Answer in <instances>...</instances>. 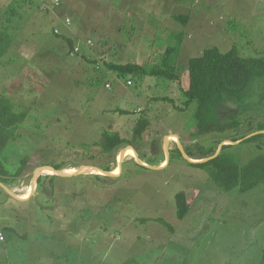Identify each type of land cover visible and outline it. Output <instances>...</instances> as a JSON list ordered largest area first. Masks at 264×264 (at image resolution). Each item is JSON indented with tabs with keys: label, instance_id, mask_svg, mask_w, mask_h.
Instances as JSON below:
<instances>
[{
	"label": "rangeland",
	"instance_id": "rangeland-1",
	"mask_svg": "<svg viewBox=\"0 0 264 264\" xmlns=\"http://www.w3.org/2000/svg\"><path fill=\"white\" fill-rule=\"evenodd\" d=\"M47 3L0 0V26L7 25L11 7L18 13L10 16L12 41L0 57V98L27 112L18 140L4 151L9 171L29 157L19 176L2 183L18 198L33 186L27 200L0 186V264L56 263L75 239L70 261L85 253L87 264H264V182L226 191L210 175L213 164L195 166L201 162L182 155L206 156L214 148L218 154L231 143L224 152L240 163L255 154L256 145L230 139L258 133L264 102L241 110L226 105L220 118L238 114L240 126L206 132L193 119L194 103L184 107L182 89L188 60L206 49L235 47L241 56L264 57V0H60L44 10ZM64 37L100 68L71 55ZM168 47L177 49L175 81L144 76L129 78L128 85L102 66V58L159 63ZM141 114L149 125L134 138ZM104 130L131 141L141 162L153 168L130 155L118 163L117 153L131 146L101 155L93 144ZM41 163L80 174L39 173ZM106 164L120 171L99 177L81 169ZM180 191L190 202L182 219L175 204Z\"/></svg>",
	"mask_w": 264,
	"mask_h": 264
},
{
	"label": "trees",
	"instance_id": "trees-1",
	"mask_svg": "<svg viewBox=\"0 0 264 264\" xmlns=\"http://www.w3.org/2000/svg\"><path fill=\"white\" fill-rule=\"evenodd\" d=\"M48 10V9H46ZM17 11L10 8L7 12V25L0 26V57L7 51L12 41V34L9 33L10 16L16 17ZM179 20L185 23V16H177ZM65 43L69 47V53L74 49L76 41L69 37H64ZM176 48L168 47L159 63H117L113 60L102 58V66L107 71L115 73L124 79L141 78L144 76L161 77L168 81H175L179 74L176 72L177 61L174 58ZM81 56L89 63L92 68L97 70L100 68L98 61H93L89 56L85 55V51L75 54ZM101 60V61H102ZM188 72V86L182 89L185 99L184 107L194 103L195 111L193 119L196 122L198 130L201 131H217L227 130L233 127H239L240 122L238 114L232 113L226 121L220 118V111L228 109L226 105H233L238 109H252V105L260 106L264 102V57H246L241 56L235 47L226 52L219 51L217 48L206 49L201 55L190 58L186 65ZM99 79L101 76H97ZM97 78H95L96 80ZM131 80V79H130ZM97 81V80H96ZM127 84V83H126ZM256 88H260L258 96H256ZM256 96V99L254 97ZM252 100H254L252 102ZM183 109V108H182ZM127 113L126 110L121 111ZM26 111H14L12 105L7 103L5 97L0 98V181L8 184V176L14 179L19 176L27 165L29 157L23 155L19 158L15 170L9 171L7 167L8 159L4 155V151L9 148V144L18 140L19 125L26 119ZM149 125V119L146 114H141L133 126V137L141 138V135ZM264 129V124L259 123L255 131ZM17 136V137H16ZM245 135L240 137L233 136L231 141L241 140ZM241 143H251L256 145L255 154L247 162L240 163L238 159L224 152L225 149L232 147V144L222 146L220 152L215 154L216 148L209 151L206 156H191L190 158L206 159L201 163H192L195 166L206 167L209 164L214 165V169L210 170V175L224 190L230 191L239 188L240 192H245L264 182V132L256 133L242 141ZM93 145L100 146L101 155L108 156L115 153L119 147L134 145L127 138H124L114 131L104 130L101 133V139ZM260 147L261 151L257 147ZM136 150V149H135ZM210 158V159H208ZM41 165H50L43 164ZM95 165V164H94ZM56 169H63L65 166L52 165ZM106 171L112 168L106 164L103 167ZM96 176H101L97 175ZM53 177L55 175H47ZM10 178V180H13ZM38 182H41L40 179ZM46 190V189H44ZM176 216L182 219L188 212L190 202L187 200L185 193L180 191L175 194ZM1 233V232H0ZM3 234V233H2Z\"/></svg>",
	"mask_w": 264,
	"mask_h": 264
},
{
	"label": "bare ground",
	"instance_id": "bare-ground-1",
	"mask_svg": "<svg viewBox=\"0 0 264 264\" xmlns=\"http://www.w3.org/2000/svg\"><path fill=\"white\" fill-rule=\"evenodd\" d=\"M169 139L170 140H174V141H178V139L175 137V136H173V135H170L169 136ZM134 150H132V148L131 147H126V148H124V150H122L121 152H119V153H117L118 155H117V160L118 161H121L125 156H127V155H130V156H133V157H136L137 155L136 154H134ZM165 163H166V161L164 160V161H162L161 162V164H160V166H163V165H165ZM66 169V170H65ZM64 169V173H72V172H74V171H76V169H74V168H65ZM81 169H83V172L85 173V172H90V173H94V174H97V175H101L102 173L100 172V170H98V169H96V168H94V167H91V165H84V166H82V168ZM114 169V168H113ZM112 169V170H113ZM38 171H39V173H54V171L52 170V169H50V168H47V167H40V169H38ZM37 171V172H38ZM120 171V169L118 168V167H116L112 172H110V173H112V174H117L118 172ZM88 174V173H87ZM32 185V184H31ZM26 189V192L24 191V194H22V195H20V198H23V199H25V198H27V197H29V195L33 192V186L32 187H27V188H25Z\"/></svg>",
	"mask_w": 264,
	"mask_h": 264
},
{
	"label": "water",
	"instance_id": "water-1",
	"mask_svg": "<svg viewBox=\"0 0 264 264\" xmlns=\"http://www.w3.org/2000/svg\"><path fill=\"white\" fill-rule=\"evenodd\" d=\"M259 132H261V131H258V133ZM256 134V133H255ZM254 135V134H253ZM250 136H252V135H250ZM250 136H246V137H244L243 139H241V140H239L238 142H236V143H239L240 141H242V140H244V139H246V138H248V137H250ZM232 144V143H231ZM135 151V150H134ZM136 152V151H135ZM134 152V153H135ZM136 154V153H135ZM182 155L183 156H185V157H188V156H186L185 155V153L184 152H182ZM216 154H214L213 155V157L215 156ZM190 162H203V161H206V160H204V159H200V160H197V161H194V160H192V159H190V158H187ZM210 159V158H209ZM135 160H136V162L137 163H139L140 165H144V166H146V167H150V166H148V165H146L145 163H142L141 162V160H140V158L138 157V155L135 157ZM120 161H118V163H119ZM43 167H47V168H50V169H52L53 171H54V174H57V175H60V176H71V175H76V174H80V173H78L79 171H75V172H73V173H64V172H62V169H56V168H54L53 166L51 167V166H45V165H42ZM91 167H94V168H96V169H98V170H100V172L102 173L101 175H104V176H114V174H112V173H110L111 171H106V170H104V169H101V168H99V167H95V166H91ZM150 168H153V167H150ZM37 178H38V175H37V177H36V182H37ZM0 186H2V187H4L12 196H14V197H16V198H18L16 195H14L7 187H6V185H4L2 182H0ZM18 199H21L22 200V198H18Z\"/></svg>",
	"mask_w": 264,
	"mask_h": 264
},
{
	"label": "crops",
	"instance_id": "crops-1",
	"mask_svg": "<svg viewBox=\"0 0 264 264\" xmlns=\"http://www.w3.org/2000/svg\"><path fill=\"white\" fill-rule=\"evenodd\" d=\"M191 159H193L194 160V158H191ZM167 163H168V160L166 161ZM157 166V165H156ZM159 166V165H158ZM50 178V177H49ZM51 179H53V178H51ZM36 190V189H35ZM25 200H27V199H25ZM24 200V201H25ZM169 232L173 235V232L172 231H170L169 230ZM74 236H70V238H73ZM56 241H57V239H56ZM55 241V242H56ZM79 242L78 240H70V241H68L67 242V250L68 249H71L72 247H74L75 245H76V243L74 244V242ZM77 246V245H76ZM78 247V246H77ZM87 247H90V246H87ZM81 250L83 249V248H85V247H79ZM67 250L66 251H64L61 255H60V257H58V259H57V262L58 261H61L62 260V262L60 263V264H87V260H86V255H85V253H83L80 257L78 256V257H76V258H73L72 259V261H70V256H68V253H67ZM83 251V250H82ZM63 258V259H62ZM56 262V263H57ZM54 261H49L47 264H56ZM189 264V263H188Z\"/></svg>",
	"mask_w": 264,
	"mask_h": 264
},
{
	"label": "built area",
	"instance_id": "built-area-1",
	"mask_svg": "<svg viewBox=\"0 0 264 264\" xmlns=\"http://www.w3.org/2000/svg\"><path fill=\"white\" fill-rule=\"evenodd\" d=\"M59 4H60V0H48V3L46 5H44V9H47L49 7H57V6H59ZM69 19H70L69 17H65L64 22L66 25H69L71 23ZM54 32L57 33L58 29L54 28ZM85 45H87V46L91 45L89 39L86 40ZM79 51H80V45L75 44L74 49L70 52V54L73 55ZM126 83L128 85L131 84V80L127 79ZM106 86L109 87V84L106 83ZM1 240H3V234L2 233H0V241Z\"/></svg>",
	"mask_w": 264,
	"mask_h": 264
},
{
	"label": "clouds",
	"instance_id": "clouds-1",
	"mask_svg": "<svg viewBox=\"0 0 264 264\" xmlns=\"http://www.w3.org/2000/svg\"><path fill=\"white\" fill-rule=\"evenodd\" d=\"M48 9V8H47ZM46 10V9H44ZM70 18V17H69ZM71 24V23H70ZM55 33V32H54ZM134 149V148H133ZM135 150V149H134ZM136 151V150H135ZM136 153V152H135ZM188 156V155H187ZM189 157V156H188ZM190 158V157H189ZM168 160V159H167ZM193 160V159H192ZM194 160H200V159H194ZM112 171V170H111Z\"/></svg>",
	"mask_w": 264,
	"mask_h": 264
}]
</instances>
